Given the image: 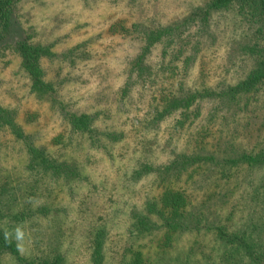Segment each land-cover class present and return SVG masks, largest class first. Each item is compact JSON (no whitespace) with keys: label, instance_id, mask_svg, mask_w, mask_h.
I'll return each instance as SVG.
<instances>
[{"label":"rangeland","instance_id":"1","mask_svg":"<svg viewBox=\"0 0 264 264\" xmlns=\"http://www.w3.org/2000/svg\"><path fill=\"white\" fill-rule=\"evenodd\" d=\"M210 2L12 0L0 264H264V164L242 157L264 158V82L230 91L259 67L264 7Z\"/></svg>","mask_w":264,"mask_h":264},{"label":"trees","instance_id":"2","mask_svg":"<svg viewBox=\"0 0 264 264\" xmlns=\"http://www.w3.org/2000/svg\"><path fill=\"white\" fill-rule=\"evenodd\" d=\"M232 0H211L207 8L205 9V15L209 13L210 10H214L223 5L230 3ZM262 6L264 7V0H260ZM12 0H0V43L7 38L10 33V27L12 25V9H11ZM15 48L19 54L21 65L28 72L31 80L33 82V86L35 91L41 92L46 84L43 81V72L39 66V55L41 53V48L34 47L31 45L26 39L18 40L15 42ZM1 46V44H0ZM264 82V46L261 50V57L259 62V67L256 68L251 75L238 87H232L230 91L233 94L248 91L251 88H254L260 83ZM11 125L10 113H7L4 109L0 108V126L3 124ZM76 124L78 126H89V117L88 116H79L76 119ZM244 161L250 166H259L264 164V158L255 154H249L242 156ZM242 161V158L240 159ZM48 166H52L48 161L46 162ZM54 167V166H52ZM220 237H222L228 243H236L238 246H241L246 249V251L252 255V250L248 243H246L241 236L239 235H228L221 230H219ZM0 243L2 247L9 249L10 251H17L16 247L12 242L3 238V235L0 233ZM99 251L96 253L99 258ZM100 256V263H101Z\"/></svg>","mask_w":264,"mask_h":264},{"label":"clouds","instance_id":"3","mask_svg":"<svg viewBox=\"0 0 264 264\" xmlns=\"http://www.w3.org/2000/svg\"><path fill=\"white\" fill-rule=\"evenodd\" d=\"M15 233H16L17 241L21 240L23 237V232L21 231V229L20 228L15 229ZM5 239L6 241L10 240V236L7 232L5 233ZM18 250H22L19 244H18Z\"/></svg>","mask_w":264,"mask_h":264}]
</instances>
